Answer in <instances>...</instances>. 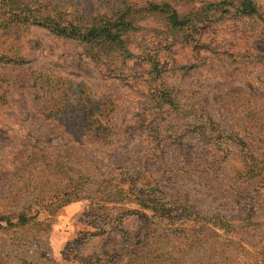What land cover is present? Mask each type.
<instances>
[{
    "label": "rangeland",
    "instance_id": "rangeland-1",
    "mask_svg": "<svg viewBox=\"0 0 264 264\" xmlns=\"http://www.w3.org/2000/svg\"><path fill=\"white\" fill-rule=\"evenodd\" d=\"M5 1L0 264H264V0H15L93 43Z\"/></svg>",
    "mask_w": 264,
    "mask_h": 264
},
{
    "label": "trees",
    "instance_id": "trees-1",
    "mask_svg": "<svg viewBox=\"0 0 264 264\" xmlns=\"http://www.w3.org/2000/svg\"><path fill=\"white\" fill-rule=\"evenodd\" d=\"M10 1L12 2L11 5L6 3L7 1H5L4 3V15H10L15 20L18 19L23 22L32 20L34 23H45L48 24L49 27H53V32L57 33L58 35L74 38L85 43L100 42L102 41V39L109 42H116V40L118 39V34L112 33V31L108 28H82L72 20H69L67 18L65 20L64 17L66 16L63 17L62 15H58L55 11L44 13V15L39 16L42 13L36 8H31L27 4L22 5L21 3L16 2L15 0ZM172 19L174 20V18ZM177 24H180L179 20L175 19V26H177ZM127 184H130V186L133 185V183H131L129 179L126 178L123 180V186H126ZM123 186L110 185L109 187H106L105 198H107V200L113 201L117 198H122L123 196H126L128 192L126 193V189H124ZM108 188L109 190H107ZM115 190L117 191V193H115ZM138 202L140 203L141 207L149 208L155 212H158L157 210H155L156 204H154V202L152 201H148V198H144L139 193ZM150 205H152L153 207H151Z\"/></svg>",
    "mask_w": 264,
    "mask_h": 264
},
{
    "label": "crops",
    "instance_id": "crops-1",
    "mask_svg": "<svg viewBox=\"0 0 264 264\" xmlns=\"http://www.w3.org/2000/svg\"><path fill=\"white\" fill-rule=\"evenodd\" d=\"M87 208L88 205L86 203L78 202L73 205H70L67 208V211L62 213V216H59L61 220L57 224V231L53 233V236L51 238L53 244V251L56 257L62 250V241L70 240L72 238V235L76 232V230L79 229V224L77 223V217L83 214ZM62 219L69 221L68 222L70 225L69 228H67L64 225Z\"/></svg>",
    "mask_w": 264,
    "mask_h": 264
}]
</instances>
